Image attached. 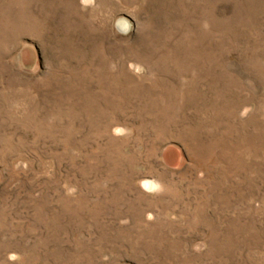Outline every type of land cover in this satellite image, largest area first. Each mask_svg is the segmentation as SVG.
<instances>
[{
  "label": "rangeland",
  "instance_id": "1",
  "mask_svg": "<svg viewBox=\"0 0 264 264\" xmlns=\"http://www.w3.org/2000/svg\"><path fill=\"white\" fill-rule=\"evenodd\" d=\"M263 231L264 0H0V264H264Z\"/></svg>",
  "mask_w": 264,
  "mask_h": 264
},
{
  "label": "bare ground",
  "instance_id": "2",
  "mask_svg": "<svg viewBox=\"0 0 264 264\" xmlns=\"http://www.w3.org/2000/svg\"><path fill=\"white\" fill-rule=\"evenodd\" d=\"M208 11V10H207ZM122 23V22H121ZM150 87V86H149ZM154 90V89H153ZM145 184L146 185H148V182H145ZM205 202V201H204ZM208 203V202H207ZM206 208V207H205ZM184 211V210H183ZM196 212V211H195ZM182 216V215H181ZM237 217V216H236ZM238 218V217H237ZM197 219V218H196ZM206 220V219H205ZM238 220H240V219H238ZM242 221H243V219H242ZM183 222V221H182ZM194 222V221H193ZM229 222V221H228ZM238 222V221H237ZM248 222V221H247ZM250 222V221H249ZM251 222H253V221H251ZM210 223H211V221H210ZM204 224V223H203ZM234 224V223H233ZM242 224H244V223H242ZM248 224V223H247ZM215 225V224H214ZM237 225H238V223H237ZM245 225V224H244ZM246 226V225H245ZM237 227H239V226H237ZM248 228H246V230H247ZM136 232V231H135ZM255 232V231H254ZM257 232V231H256ZM261 232V231H260ZM264 232V231H263ZM213 233V232H212ZM252 234V233H251ZM175 235V234H174ZM247 235V234H246ZM211 238V237H210ZM250 238V237H249ZM252 238V237H251ZM173 240V239H172ZM186 241V240H185ZM180 243V242H179ZM210 246V245H209ZM153 250V249H152ZM209 253V252H208ZM172 254V253H171ZM212 254V253H211Z\"/></svg>",
  "mask_w": 264,
  "mask_h": 264
}]
</instances>
